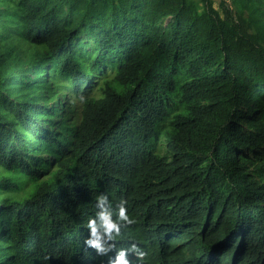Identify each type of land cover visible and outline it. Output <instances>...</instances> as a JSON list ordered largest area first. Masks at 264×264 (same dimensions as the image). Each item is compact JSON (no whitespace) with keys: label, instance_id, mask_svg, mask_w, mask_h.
<instances>
[{"label":"trees","instance_id":"1","mask_svg":"<svg viewBox=\"0 0 264 264\" xmlns=\"http://www.w3.org/2000/svg\"><path fill=\"white\" fill-rule=\"evenodd\" d=\"M124 203L107 253L96 198ZM264 264V0H0V264Z\"/></svg>","mask_w":264,"mask_h":264},{"label":"clouds","instance_id":"2","mask_svg":"<svg viewBox=\"0 0 264 264\" xmlns=\"http://www.w3.org/2000/svg\"><path fill=\"white\" fill-rule=\"evenodd\" d=\"M96 215L88 221V228L90 235L85 240V244L94 247L99 253H107L110 251L112 245L102 241V235H106L108 240H113L120 234L123 224L134 223V218L130 217L121 202L118 211L116 212V219H113L114 210L112 203L107 194L101 193L96 198ZM136 245L133 244L128 249H120L115 258L111 260L110 264H131L128 258V252L134 251Z\"/></svg>","mask_w":264,"mask_h":264},{"label":"rangeland","instance_id":"3","mask_svg":"<svg viewBox=\"0 0 264 264\" xmlns=\"http://www.w3.org/2000/svg\"><path fill=\"white\" fill-rule=\"evenodd\" d=\"M218 3H219V0H214V4H215V6H217Z\"/></svg>","mask_w":264,"mask_h":264}]
</instances>
